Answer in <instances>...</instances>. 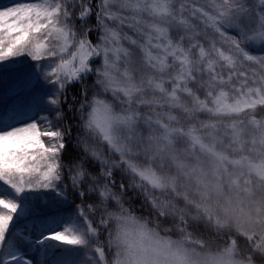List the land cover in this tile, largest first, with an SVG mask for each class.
Wrapping results in <instances>:
<instances>
[{
  "label": "snow or ice",
  "instance_id": "6c2138e0",
  "mask_svg": "<svg viewBox=\"0 0 264 264\" xmlns=\"http://www.w3.org/2000/svg\"><path fill=\"white\" fill-rule=\"evenodd\" d=\"M258 108L264 0L0 6V264H264Z\"/></svg>",
  "mask_w": 264,
  "mask_h": 264
},
{
  "label": "trees",
  "instance_id": "16d2710c",
  "mask_svg": "<svg viewBox=\"0 0 264 264\" xmlns=\"http://www.w3.org/2000/svg\"><path fill=\"white\" fill-rule=\"evenodd\" d=\"M8 1H12V0H0V4H6ZM205 1H206V0H205ZM93 22H94V21H93ZM179 35H181V32H180L179 30H173V31H172V38H173L174 40L178 39ZM91 38L93 39V42H94V40H96V35L93 34ZM185 43H187V41H186ZM205 46L207 47V44H206V43H205ZM77 90H78V88H70L69 91H70V94H75V92H76ZM262 116H264V109H260V108H258V109H257V118L259 119V118L262 117ZM70 154H73V149H72V145H71V144L68 145V148H67V151H66L65 157L67 158V156L70 155ZM0 190H5V191L9 192V193L12 195V191H11V189H9L7 186L3 185L2 182H0ZM139 211H140V210L137 209V213H138V214H139ZM106 241H107V236H106V234H102V235L100 236V242H101V243L104 245V247H105V254H106V257L109 258V257H110V253H109V250H108V248H107V243H106Z\"/></svg>",
  "mask_w": 264,
  "mask_h": 264
},
{
  "label": "rangeland",
  "instance_id": "374dc122",
  "mask_svg": "<svg viewBox=\"0 0 264 264\" xmlns=\"http://www.w3.org/2000/svg\"><path fill=\"white\" fill-rule=\"evenodd\" d=\"M17 2H24V0H14V1L9 2V3H7V4H0V6L11 5V4H14V3H17ZM199 2H200L201 4H203L206 8H208V7H210L211 0H206V1H205V0H199ZM200 27H202V25H200ZM173 30H178V29H177V28H172V29H170V35H171V36H172V31H173ZM123 31L127 32L128 35L133 36V38H138V39L141 40V42H143V38H142V37H137L136 34H135L134 32H132L131 30H129L127 27H125V28L123 29ZM179 31L181 32V35L184 34L181 30H179ZM95 41H96V40H94V42H95ZM201 42H204L203 39L201 40ZM124 43H125V47H128L127 42H124ZM136 51H137V58H139L140 55H142V54L139 52V49H136ZM168 87H169V89H170L171 85H168ZM200 94H201V96H203V92H201ZM142 111L147 112L148 109H142ZM163 111H167V109H164ZM173 114H177V113H173ZM162 119H166V117H162ZM185 127L187 128L188 125H185ZM197 127H198V125H197ZM141 131H142L145 135H147V128H146V127H143V126H142V127H141ZM0 195H3V196H5V197H8V196H10L11 194H10L9 192L5 191V190H0ZM109 253H110V252H109ZM111 258H112V254L110 253V257H109L108 259L111 260Z\"/></svg>",
  "mask_w": 264,
  "mask_h": 264
}]
</instances>
